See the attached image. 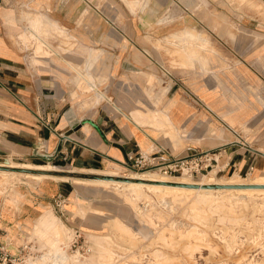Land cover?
<instances>
[{
	"label": "crops",
	"instance_id": "0c3cea01",
	"mask_svg": "<svg viewBox=\"0 0 264 264\" xmlns=\"http://www.w3.org/2000/svg\"><path fill=\"white\" fill-rule=\"evenodd\" d=\"M146 1L147 8L140 10L143 21L132 16L135 11H130L123 0H100L105 16L115 24L126 14V22L120 26L111 24L97 11L88 10L82 0H0V159L27 162L32 169L54 173H39L50 178L39 180L38 196L0 199V227L7 231L1 241L14 251L28 237L32 222L34 235L57 228L58 220L46 202L55 195L69 194L71 180L79 179L77 174L126 171L129 155L141 151H153L163 161L221 150L219 164L223 169H264L262 70L244 67L237 73L240 82L234 71H228L224 86L217 82L215 72L208 74L197 69L195 80L191 81L176 68L172 70L176 80L155 91L163 99L157 107L162 112L159 120L142 115L134 108V100L121 97L117 87L113 92L116 99L112 102L101 93L105 102L91 113L73 102V74L62 64L52 44L34 32L57 56L34 55L28 46L37 43L18 36L23 28L20 15H38L33 18L34 24L48 18L51 28L53 23H61L76 36L75 48L63 55L73 68L83 66L88 70L89 63H94V71L101 76L114 72L118 78L123 62L136 68L138 62L153 59L151 54L140 55L141 33L147 34V50H153L158 30L172 31L190 22L199 24L194 13L199 11L201 0ZM183 5L188 6L187 16L183 15ZM183 34L196 36L189 30ZM90 86L95 87L91 83ZM87 119L98 128L85 122ZM90 235L98 248L109 244L105 235Z\"/></svg>",
	"mask_w": 264,
	"mask_h": 264
},
{
	"label": "rangeland",
	"instance_id": "374dc122",
	"mask_svg": "<svg viewBox=\"0 0 264 264\" xmlns=\"http://www.w3.org/2000/svg\"><path fill=\"white\" fill-rule=\"evenodd\" d=\"M123 1L130 11H135L132 16L143 20L140 10L145 11L149 2ZM183 6V15L187 16L188 6ZM194 14L199 24L190 22L180 29L158 30V40L153 50H147L144 44L148 39L147 34L141 33L139 39L143 45L138 46L140 55L147 57L151 54L154 55L153 59L151 57L148 63L138 62L136 68L123 62V72L118 78L114 72L101 76L94 71V63H89L91 66L88 70L76 65L73 68L72 62L64 59L63 55L75 48L76 36L61 23H53L51 28L48 18L34 24L33 18H38V15H20L19 22L23 21V28L18 36L37 43L28 46L34 55L57 56L35 33L59 52L62 64L73 74L72 96L78 107H86L93 113L104 101L101 93L113 102L116 99L114 88L117 87L121 97L134 100V108H138L142 115L159 120L162 112L157 107L163 99L162 94L158 95L155 91L168 87L176 80L172 73L176 68L185 72L191 81L195 80L197 69L208 74L215 72L217 82L224 86L228 71L235 72L238 82L240 78L237 73L244 67L250 66L251 70L264 72V0H201L199 11ZM160 16L163 17L162 14ZM103 17L113 25L123 26L126 22L125 13L116 24L108 16ZM188 30L196 36L183 34ZM90 83L95 87H91ZM155 96L158 98L154 101ZM2 163L9 168L32 167L27 162L11 159H0ZM222 166L218 163L209 172L195 177L156 175L175 182H257L264 175V169L228 171ZM37 170L35 173L6 170L10 172L8 175L0 174V199L38 196L39 180L50 178L39 173H54L48 169ZM113 172L117 174H77L75 177L79 181L71 180L72 191L69 194L55 195L47 200V207L58 220L57 228L44 235H34L32 222L31 231L22 242H29L38 256L29 257L27 264H73L74 257L71 255L76 253L78 247L87 249L82 255L79 254L83 262L87 259L85 257L99 249L90 233L105 235L109 239V244L90 264H264V188L164 191L123 184L107 185L90 177L109 174L130 177L129 174H132L134 176L130 178L137 181L136 178L144 174L136 175V171L131 169ZM200 176L207 177L197 179ZM145 182L156 184L149 180ZM59 199L65 200L63 213L55 205ZM75 231L81 234L77 241ZM63 255H67V259H63Z\"/></svg>",
	"mask_w": 264,
	"mask_h": 264
},
{
	"label": "built area",
	"instance_id": "2783aa9c",
	"mask_svg": "<svg viewBox=\"0 0 264 264\" xmlns=\"http://www.w3.org/2000/svg\"><path fill=\"white\" fill-rule=\"evenodd\" d=\"M86 6L105 16L100 0H82ZM222 155L221 150H206L196 152L186 156L173 157L163 161L158 160L153 151H141L135 155H129L126 166L136 172H153L164 177H177L179 175L199 176L209 172L218 163ZM58 211L64 212L65 200L59 199L55 203ZM2 218V209L0 207V219ZM7 231L0 227V264H26L29 257H37L36 251L29 242L23 243L16 251L11 249L5 242L1 241V235H6ZM76 241L81 237L78 231H75ZM87 249L78 247L76 253H85ZM36 255V256H34ZM82 255V254H81Z\"/></svg>",
	"mask_w": 264,
	"mask_h": 264
},
{
	"label": "bare ground",
	"instance_id": "6f19581e",
	"mask_svg": "<svg viewBox=\"0 0 264 264\" xmlns=\"http://www.w3.org/2000/svg\"><path fill=\"white\" fill-rule=\"evenodd\" d=\"M37 38H39V37L37 36ZM39 40L42 41V39H40V38H39ZM46 46H48V45H46ZM48 47L54 53H56V51L53 48H51L50 46H48ZM0 165H5V164L2 163ZM6 170H11V169H0V174H7L8 175L10 172L9 171H6ZM11 171H13V170H11ZM26 173H30V172H26ZM132 173H135V172H132ZM135 174L136 175H139L141 173L140 172H136ZM129 175H130V177H133L134 176L132 174H129ZM142 175H141L142 177H138L136 179L143 180V181L149 180V181H153V182H157V181H168L166 179L160 178L159 176L156 175V173H153V172H145ZM145 175H147V176H145ZM2 176H4V175H2ZM206 177L207 176H200V177H197V179H206ZM94 179H96V178H94ZM259 179H260V181H257V182L255 180H252L251 182H232V181H228V180L227 181L224 180V181L211 182L210 180L209 181H206L205 180V181H181L180 183H197L199 185H209V184H259V185H264V175L261 176V178L259 177ZM76 181H79V180H76ZM96 181L99 182V183L107 184V185H109V184H114V185H121V184H123V185H127V186H133L135 188L147 187V188H154V189H158V190L161 189V190H164V191L170 190V189L171 190H186L187 189L188 191L198 190V189H193V188H179V187H172V186H164V185H159V184H154V183L150 184V183H146V182H137V181L126 182V181L116 180V179H114V180H108V179L99 178V179H96ZM199 190L205 191V192L212 191L209 188L208 189H205V188H201V187L199 188ZM223 191H225V190H223ZM15 198L13 200H15ZM170 244H171V241H170ZM102 245H100V248L94 254H91L89 257H85L87 259L84 260L83 262H81V260L79 259V254L78 253H75L74 255H71V256L74 257L73 258L74 259L73 264H90V263L94 262L95 259H96V257L99 256L100 253H102V251L104 250V248L102 247ZM161 254H163V253H161ZM66 257H68V256L67 255L66 256L63 255L62 258L63 259H67Z\"/></svg>",
	"mask_w": 264,
	"mask_h": 264
},
{
	"label": "water",
	"instance_id": "95a60500",
	"mask_svg": "<svg viewBox=\"0 0 264 264\" xmlns=\"http://www.w3.org/2000/svg\"><path fill=\"white\" fill-rule=\"evenodd\" d=\"M92 124L94 127L98 128V126L91 120H86ZM0 169H11L13 171L18 172H30L35 173L37 169H30L27 167H6L4 165H0ZM90 177L99 179H108V180H122L126 182H132L133 180L130 177H120V176H113V175H91ZM137 182H145L143 180H138ZM156 184L164 185V186H172V187H186V188H209V189H240V188H264V185L259 184H209V185H199L197 183H180L175 181H157Z\"/></svg>",
	"mask_w": 264,
	"mask_h": 264
}]
</instances>
